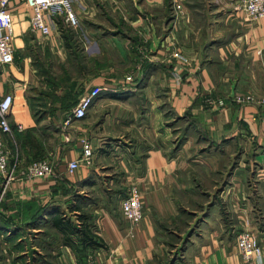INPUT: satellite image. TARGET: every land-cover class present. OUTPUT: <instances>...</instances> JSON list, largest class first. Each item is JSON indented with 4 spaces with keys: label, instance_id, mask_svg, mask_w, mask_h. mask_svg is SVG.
<instances>
[{
    "label": "crops",
    "instance_id": "0c3cea01",
    "mask_svg": "<svg viewBox=\"0 0 264 264\" xmlns=\"http://www.w3.org/2000/svg\"><path fill=\"white\" fill-rule=\"evenodd\" d=\"M180 1L70 0L77 25L52 14L49 34L31 29L24 2H11L14 59L0 65V98L13 96L3 138L14 168L0 189V264L21 263L9 247L23 227L34 231L31 264H162L160 225L202 210L183 251L189 264H249L236 245L243 229L264 246V16L246 19L238 0ZM91 88L85 115L64 125ZM246 93L253 102L232 100ZM83 139L90 162L70 173ZM37 159L53 173L28 179ZM131 185L142 205L134 224L120 209ZM69 196L66 209L85 208L103 242L81 258L49 222ZM39 215L48 221L32 225Z\"/></svg>",
    "mask_w": 264,
    "mask_h": 264
},
{
    "label": "built area",
    "instance_id": "2783aa9c",
    "mask_svg": "<svg viewBox=\"0 0 264 264\" xmlns=\"http://www.w3.org/2000/svg\"><path fill=\"white\" fill-rule=\"evenodd\" d=\"M14 0H0V65L11 63L14 59L13 48V13L11 2ZM30 8L29 23L32 30L42 34L51 31L50 15L63 14L65 21L71 25H77L78 18L71 8L70 0H20ZM175 9H180L181 1L174 0ZM236 8L241 10L248 20H255L264 16V0H238ZM176 77V76H175ZM97 88H91L85 92L67 113L63 124L66 125L72 118H81L90 107ZM235 102H253L251 94H235L232 97ZM207 103L217 107L225 105L222 98L207 97ZM262 106L261 118L264 121V97L259 99ZM13 104L12 94H4L0 98V189L11 176L13 165L10 163L9 151L5 146L4 135L10 133L11 126L8 114ZM93 153L92 145L87 139L82 140V152L78 159L67 163V171L73 172L81 161L89 163ZM53 173L51 164L46 159L31 160L24 168V174L28 179L49 176ZM140 191L135 185H131L126 196L121 199L120 209L123 216L131 223H136L142 217V205ZM1 199V197H0ZM236 245L243 258L249 264H264V246L258 241L252 231L243 229L236 235ZM88 264H94L90 258ZM99 264H109L102 262Z\"/></svg>",
    "mask_w": 264,
    "mask_h": 264
},
{
    "label": "rangeland",
    "instance_id": "374dc122",
    "mask_svg": "<svg viewBox=\"0 0 264 264\" xmlns=\"http://www.w3.org/2000/svg\"><path fill=\"white\" fill-rule=\"evenodd\" d=\"M106 172L109 173V177H113L118 174L113 169H108ZM106 181L107 186H112L111 183H109L110 181ZM120 186L123 187L122 184H120ZM121 193L124 194L125 190H122ZM71 197L73 198V196H69L68 200L66 199L63 201L62 208L69 217L75 219V217L71 213H69V210L65 207V205H67L69 201L72 202ZM94 197L95 195L93 196V198ZM47 210H49V208ZM82 210L86 212L85 208H83ZM205 214L206 213L204 212V210L200 212L182 213L181 216L177 218V220L162 223L160 225L159 236L161 242L163 243L162 259L160 260L162 264H189L186 257L183 255V251L191 240V237L199 231L198 227L201 225V218H203ZM46 220L47 219H44V221ZM44 221H42L40 224L44 225ZM33 232L34 231L32 229L23 227L21 231L22 237L16 239L18 236L17 234L13 238L14 241L12 240V243H10L9 249L13 251L15 257H19L22 260L20 264H31V260H27V257L31 253L30 237L32 236ZM48 232L49 228L43 227L42 234L38 236L39 242H42L44 240V236Z\"/></svg>",
    "mask_w": 264,
    "mask_h": 264
},
{
    "label": "trees",
    "instance_id": "16d2710c",
    "mask_svg": "<svg viewBox=\"0 0 264 264\" xmlns=\"http://www.w3.org/2000/svg\"><path fill=\"white\" fill-rule=\"evenodd\" d=\"M67 97L71 100L74 99L72 103H69L67 105L71 107V105L76 102V96L73 93H69ZM26 140L30 141L31 139L26 137ZM47 208V205H42L39 207L40 210L38 212H41V214L42 212L46 213ZM69 209L74 210L75 219L66 216L64 211L57 209V211L52 212V215L49 218V222L58 231L60 235V243L70 246L76 252L77 256L81 258L88 248L102 246L103 242L92 230V226L89 222L90 215L83 211L80 208V205H77V208L70 207ZM35 216L33 218V221L31 222L32 225H38L42 222V217L38 221V218L42 215H39L38 217Z\"/></svg>",
    "mask_w": 264,
    "mask_h": 264
}]
</instances>
